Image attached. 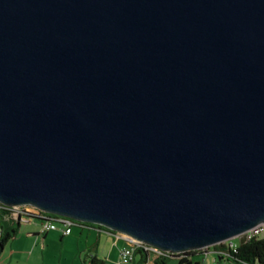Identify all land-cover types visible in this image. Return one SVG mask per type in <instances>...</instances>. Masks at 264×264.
<instances>
[{"label": "water", "instance_id": "obj_1", "mask_svg": "<svg viewBox=\"0 0 264 264\" xmlns=\"http://www.w3.org/2000/svg\"><path fill=\"white\" fill-rule=\"evenodd\" d=\"M0 202L173 256L264 223V0H0Z\"/></svg>", "mask_w": 264, "mask_h": 264}, {"label": "crops", "instance_id": "obj_2", "mask_svg": "<svg viewBox=\"0 0 264 264\" xmlns=\"http://www.w3.org/2000/svg\"><path fill=\"white\" fill-rule=\"evenodd\" d=\"M26 223L28 225H31L29 226V228H27L26 232L29 237L28 239L32 240L27 239V244H24V246H21L16 250H20L19 252L21 254L19 259H23V257L28 256L29 264H53V259L55 257L57 264H61L63 262V259L68 261V258H70L69 264H117L116 261L120 257L121 250L128 246L127 239H125L124 237L116 238L114 233L104 226L100 227L99 225H92L88 223L76 224L74 226H77L81 229L80 236H77L73 228L72 232L67 235L63 234L59 230H51L45 233H40V223L38 220H33L31 222L28 221ZM82 235H85V237L87 238L86 245L87 243L91 242L93 243V246H95V248L92 249L87 245V248H91L89 249V251L81 255L80 251H74L73 254L69 257V255L65 254L66 252L64 250V247L74 239L79 242V238L82 237ZM91 235H95V242L90 241ZM102 238H104V243L106 244V246L100 249L99 243ZM17 239L18 237H16L14 241H16ZM33 239H35L34 242ZM111 239H113L114 242H112ZM54 243H59L60 248L58 252L50 251V247ZM113 244L118 245L119 247H112ZM108 245H111V250L109 253H106V247ZM212 250L215 252V249L211 247L210 249H208V252H199L195 254L193 258L200 261V264H204L206 260L209 259L207 256L211 253ZM136 255L137 257H135L133 261L128 264H144L143 261H145V256H142L138 253ZM1 259L2 256L0 257V264H2ZM8 264H11V262H8Z\"/></svg>", "mask_w": 264, "mask_h": 264}, {"label": "built area", "instance_id": "obj_3", "mask_svg": "<svg viewBox=\"0 0 264 264\" xmlns=\"http://www.w3.org/2000/svg\"><path fill=\"white\" fill-rule=\"evenodd\" d=\"M22 207L23 206L11 207V206L4 205L3 203L0 202V211L1 210L11 211L15 216L22 218L23 222H28V221L31 222L37 219L40 223V233H45L51 230H59L63 234L67 235L72 232V228L74 225L79 224L76 222V220L72 218H69L66 216H60L56 214H49L45 212L44 213L46 215H39L36 217L35 215H32L31 213L25 211ZM4 218L6 220H9L10 214L7 213ZM112 232L114 233L116 238L124 237L125 239L128 240V246L121 250L119 264L131 263L136 256V250L138 247H143L149 255V257L145 259L144 264H153V259L159 255H169V254L172 255L170 252H165L147 243H144L134 238L128 237L124 235L123 233L114 232V231ZM239 237H240V240L242 238L248 240L254 237H257V238L264 237V223H261L253 227L252 229L243 233ZM233 239H229L222 243L226 244L229 248L236 250L237 245L239 243L234 242ZM208 249L209 248L203 249V250L208 252ZM215 252L223 259L224 258L227 260L230 259V253L229 251H227V249H223V248L215 249ZM229 264H237V263L229 261ZM246 264H258V263H246Z\"/></svg>", "mask_w": 264, "mask_h": 264}, {"label": "trees", "instance_id": "obj_4", "mask_svg": "<svg viewBox=\"0 0 264 264\" xmlns=\"http://www.w3.org/2000/svg\"><path fill=\"white\" fill-rule=\"evenodd\" d=\"M22 208L25 211L31 213L32 215H35L36 217L39 215H46L44 212H42L41 210H39L34 206L27 205V206H23ZM7 213L10 214L9 220H6L4 218ZM11 222H12V226L8 227L7 223H11ZM16 223H18L20 227V225L23 223L22 218L15 216L11 211H7V210L0 211V257L4 251L7 242L13 238H16L17 236L18 230L15 227ZM212 247L214 249H221V248L227 249V251H229L230 253V259L228 260L230 262H234L237 264H246V263L264 264V237L262 238L254 237L248 240L242 238L240 240V243L237 245L236 250L229 248L224 243H220ZM199 252L203 253L204 250L187 251L178 254L176 256L170 254L159 255L153 259V264H166V260L170 257H177L178 258L177 264H200V261L193 258L194 255ZM137 253L141 254L142 256H145V259L149 257L147 251L143 247H138L136 250V254Z\"/></svg>", "mask_w": 264, "mask_h": 264}, {"label": "rangeland", "instance_id": "obj_5", "mask_svg": "<svg viewBox=\"0 0 264 264\" xmlns=\"http://www.w3.org/2000/svg\"><path fill=\"white\" fill-rule=\"evenodd\" d=\"M76 222L82 223V222H78V221H76ZM7 226L11 227L12 222L7 223ZM29 226H31V225H28L26 222H23L20 227H19L18 223H16L15 227L18 230L16 237H18V239L16 241H14L15 238H13L7 242L5 249L2 253L3 255H1L2 256V259H1L2 264H8V262H11V264H29L28 263V256L23 257V259H19L21 253L19 252L20 250L19 251L16 250V249H19L21 246H24V244H27L26 242H27V239L29 237H28L26 231H27V228H29ZM73 229L75 231V234H77V236H80L81 229L77 226H73ZM79 239H80L79 242H77L74 239L70 243L66 244L67 246L64 247V250L66 252L65 254L69 255V257L73 254L74 251H78V252L80 251V255H81V254H84L87 251H89V249L95 248V246H93V243L90 242V241L95 242V240H96L95 235H91V238L89 241L90 243H87V245L90 246L91 248H87V245H86L87 238L85 237V235H82V237H80ZM28 240H32V239H28ZM34 240L35 239H33V242H34ZM111 240H112V242H114L113 239H111ZM233 241L236 243H240V237L234 238ZM12 244H14V245H12ZM99 245H100V249H102V248H104V246H106V244L104 243V238H102L100 240ZM114 246H116V248L119 247L118 245L113 244L112 247H114ZM59 248H60L59 243H54L51 245L50 251H52V252L57 251L58 252ZM110 250H111V245H108L106 247V253H109ZM135 257H137V255ZM207 257L209 259H207L204 264H229V261L227 259L221 258L213 250L211 251V253ZM55 258L53 259V264H57V261L55 260ZM78 258H79V256H78ZM119 260H120V257L116 261L117 264H119ZM69 261H70V258H68V261L63 259V262L61 264H69ZM177 263H178L177 257H170L166 260V264H177Z\"/></svg>", "mask_w": 264, "mask_h": 264}]
</instances>
